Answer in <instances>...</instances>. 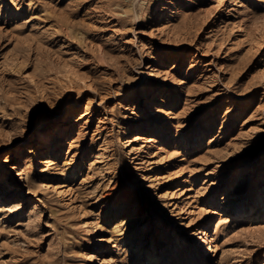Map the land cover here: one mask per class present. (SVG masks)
Wrapping results in <instances>:
<instances>
[{
  "label": "rangeland",
  "instance_id": "374dc122",
  "mask_svg": "<svg viewBox=\"0 0 264 264\" xmlns=\"http://www.w3.org/2000/svg\"><path fill=\"white\" fill-rule=\"evenodd\" d=\"M259 188L264 0H0V264H264Z\"/></svg>",
  "mask_w": 264,
  "mask_h": 264
},
{
  "label": "bare ground",
  "instance_id": "6f19581e",
  "mask_svg": "<svg viewBox=\"0 0 264 264\" xmlns=\"http://www.w3.org/2000/svg\"><path fill=\"white\" fill-rule=\"evenodd\" d=\"M126 133H128L127 130L125 131V134ZM35 138H36V136H32L30 141L35 140ZM54 139H58V136L56 135V133L52 134V138L49 142V145L51 148L49 147L48 156L44 158L40 155L39 156L40 162L51 163L53 161V154H54L53 148H54L55 143H56V140H54ZM60 139H61V137H60ZM114 187L109 189L104 195V196H106V199L103 203L105 206L104 214H105V216L110 217L108 219V222L112 221L113 223H116V222L120 223L123 220L132 219L135 215L140 214L142 211L141 203L133 197L131 192L127 188H122V189L116 190V189H114ZM240 200L233 199V201H232V199L231 200L226 199V200H223L222 203H223V205L227 206L225 208L228 209V211L236 210V209L241 210L242 216H244V214L247 212L246 209H248L250 206H253V209H254V212H253L252 217H251L252 219H256L258 217L264 216V206H263L264 188H259V190L256 192V195L254 198H252L250 200H245V198H242ZM113 229H116V230L118 229L117 231H119V226L117 223L115 224ZM200 232L202 233V238H201V242L198 243L197 248L207 247V248L211 249L210 241H211V238L213 236V233L211 232L210 228L205 227L204 229H201ZM113 243H114V240H113ZM108 245H109V243H107V246ZM174 249H175V247L173 248V246L170 245L167 250L162 251L161 254L158 255V252H156L157 246L154 245V246H151L149 248H146L144 251L141 252V254L144 257V261H147L148 264H167L170 261V255L175 254ZM197 251L198 250H196V252ZM106 258L107 257L103 258L102 263L107 261ZM193 261H194V258L188 260L187 264H195ZM202 264H207V263H206V261H203Z\"/></svg>",
  "mask_w": 264,
  "mask_h": 264
}]
</instances>
